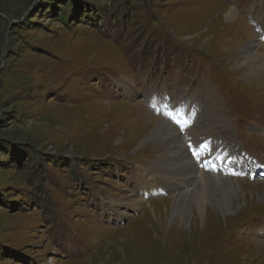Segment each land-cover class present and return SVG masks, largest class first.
I'll return each mask as SVG.
<instances>
[{
    "label": "rangeland",
    "instance_id": "rangeland-1",
    "mask_svg": "<svg viewBox=\"0 0 264 264\" xmlns=\"http://www.w3.org/2000/svg\"><path fill=\"white\" fill-rule=\"evenodd\" d=\"M263 20L264 0H0V264H264V83L234 45L257 41L264 60ZM206 90L224 154L235 143L255 165L230 175L231 213L208 205L192 230V208L182 223L142 180L165 153L139 127L185 120Z\"/></svg>",
    "mask_w": 264,
    "mask_h": 264
},
{
    "label": "bare ground",
    "instance_id": "bare-ground-1",
    "mask_svg": "<svg viewBox=\"0 0 264 264\" xmlns=\"http://www.w3.org/2000/svg\"><path fill=\"white\" fill-rule=\"evenodd\" d=\"M232 9H229L227 13V18L230 19V21L235 20L234 18L235 12L233 11L235 9L233 10ZM236 37L239 38V41L235 42L234 44L236 46L241 44L242 41H246L245 45L241 47L238 57L240 58V60H242L243 66L251 68V70L249 71L250 76L248 77H255L256 79V80L254 79L249 83H252L255 86L259 82L264 83V60H259L258 59L259 55L257 53L258 51L253 49V46L256 48L258 44L257 41L251 44L249 40L244 38L242 35ZM202 93L203 91H201V94ZM200 101L204 105V108L198 104V107H196V109L189 108L188 113L185 114L187 116L185 120L183 117L184 114L180 116L181 122L182 123L187 122L188 124V126L183 130V136L186 139L182 138V136L179 134V131L181 129L178 126L177 128H179L180 130L179 129L176 130L170 124V122L173 121L170 120L169 118H168V122H169L168 123L157 117H152V121L147 122L143 120V122H141V127H139L143 129L142 133H144L143 137L140 140L142 142L144 141L148 143V146H150L151 148H156V150H158L156 143L158 145L161 144L159 146V149L161 150V152L163 150L165 153V155L164 154L158 155V157L152 160V163L155 164V166L158 165L159 169L158 168L156 169L157 173L153 172L151 169L148 170L146 168L138 167L139 169L138 171H140L141 173L140 176L142 177V180H145V182H147V179L149 177H152V179L155 178L154 180L157 181V183L161 182L160 184H162L163 190L168 194H171L172 196V198L168 200L172 202L171 210H170L172 212V215L180 214V219L182 223L186 222L185 221L186 216H184V214L188 213L189 210L192 208L193 218H191L190 221V223H192L191 226L192 230H195L197 228L198 226L197 221L199 219V216H201L204 211L206 212L205 216L207 215L208 205L217 208L222 214L231 213V211L233 210L236 204L237 196L241 193V191H243V188L238 182H236L235 180H231V176H234L235 178L236 175H232L230 173L233 172L235 169V172L241 173L240 175L246 176L247 174H249L248 168L254 167L255 165L253 161L250 160L249 157H247V155H245L240 149L237 148L235 143H234V149L236 156L235 155L226 156L224 154L226 153V151L222 149L221 142L220 140L217 139L218 134L212 135V132L217 129L216 127L219 126L220 128H222L223 126L228 125L226 117L221 116L218 112L220 108L218 104L219 100L217 101L216 98V93L213 95L212 92L206 90V92L204 91V95L201 96ZM156 104L157 103H155V105ZM157 105L158 108L163 109L161 105L159 104ZM200 107L202 108V110L198 111L199 109H201ZM171 110L169 109L168 111ZM199 112H202L200 115L203 116V118L197 116ZM174 115L178 116V112L176 110L174 112ZM199 120L202 121L201 124H199ZM189 137H194L195 139L193 140ZM181 140L184 141L185 143L186 142L189 143V145L191 144L194 146V143L195 144L198 143L199 145L197 150L199 154H202V158H200V156L195 157L193 156L192 153L193 165H191L188 161H187L188 163L184 162L183 154L188 151L192 152V149L189 148V145L188 147L182 146ZM211 141H214L215 146L217 147V148L215 147L214 151H209L210 146L208 142ZM204 145H207V147H204ZM178 159H179V163L175 164L178 161ZM232 162H235L234 166L233 165L229 166V164H231ZM187 164L190 165V168L188 167ZM167 165L170 166H168L167 169L164 168V166ZM185 171L190 173L189 176L183 175ZM177 172L181 174H177ZM191 173L192 174L194 173L193 174L194 176ZM178 175L179 177L183 176L181 181L184 182H187L189 180L188 177H190L192 182H195V184L197 183V186L192 191H184L186 190V188H188V185L182 184V187H178L179 184H177V181H174ZM139 180L140 179L138 178V181ZM165 185H167V189ZM154 191L156 190L154 189ZM136 200L137 201L131 204L132 205L131 208L132 209L134 208V210L139 208L143 203L142 202L143 198L142 199L138 198ZM149 210L153 214L152 208H149ZM216 212H217L216 210L212 211L211 215L213 216V218H218ZM182 234L184 233L182 232Z\"/></svg>",
    "mask_w": 264,
    "mask_h": 264
},
{
    "label": "snow or ice",
    "instance_id": "snow-or-ice-1",
    "mask_svg": "<svg viewBox=\"0 0 264 264\" xmlns=\"http://www.w3.org/2000/svg\"><path fill=\"white\" fill-rule=\"evenodd\" d=\"M174 112H175V109H173L171 111H166V112H164L162 114L167 115L168 118L170 120H172L181 129V131H183L184 128H186L188 126V124H187V122L182 123L181 122V118L176 116V115H174ZM198 147L199 146H193L191 144L189 145V148L192 149L193 156H195V157L199 156V152L197 150ZM204 147H207V145H204ZM221 159H222V157H221ZM230 174H232V175H240L241 173H237V172L233 171Z\"/></svg>",
    "mask_w": 264,
    "mask_h": 264
}]
</instances>
